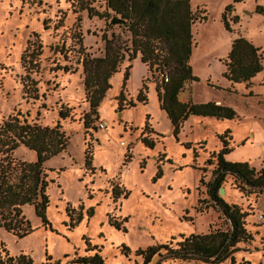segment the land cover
Segmentation results:
<instances>
[{
  "label": "rangeland",
  "instance_id": "obj_1",
  "mask_svg": "<svg viewBox=\"0 0 264 264\" xmlns=\"http://www.w3.org/2000/svg\"><path fill=\"white\" fill-rule=\"evenodd\" d=\"M230 2L189 0L191 10L205 20L191 25L189 65L196 80L186 81L177 96L192 103L217 101L235 115L232 119L188 115L174 137L138 55L129 62L124 54L108 79L96 117L90 116L89 127H83L88 105L81 59L102 56L101 34L129 46L128 31L124 24L111 23L114 15L105 9V0H0V122L13 115L40 126L58 122L67 138L66 148L42 164L47 223L42 224L32 205H22L21 215L32 230L18 238L0 227V242L8 255L22 253L32 264H74L76 258L97 252L103 264H142L137 249L173 244L179 235L228 228L206 192L214 159L211 165L205 161L220 149L218 137L226 130L231 137L224 160L245 161L264 172V69L248 86L231 84L221 75L222 60L237 36L264 55V16L254 11L256 5L264 6V0L233 4L229 17L238 21L229 20L228 31L220 15ZM143 82L145 103L127 106ZM120 91L123 101L118 106ZM60 107L70 108L63 119L57 115ZM98 122L105 123L104 128ZM143 136L152 142L150 147L140 142ZM12 157L30 163L36 159L23 145L12 151ZM236 184L226 175L218 196L248 213L244 221L251 239L237 243L233 260L220 264H264V190L245 196ZM109 223H119V229ZM146 264L214 263L155 254Z\"/></svg>",
  "mask_w": 264,
  "mask_h": 264
},
{
  "label": "trees",
  "instance_id": "obj_2",
  "mask_svg": "<svg viewBox=\"0 0 264 264\" xmlns=\"http://www.w3.org/2000/svg\"><path fill=\"white\" fill-rule=\"evenodd\" d=\"M244 0H231L223 8L220 21L225 30L229 31L228 21H238L236 16L229 17L232 6ZM105 9L113 13L112 18L122 20L129 33V46L119 42L114 36L101 34L103 43L102 56L84 57L81 59L82 88L88 110L82 116L83 127L88 128L90 116L96 117V108L104 92L109 88L108 79L115 73L126 54L130 62L138 55L139 61L147 67L149 78L153 82L158 108L163 111L172 126V135L176 137L181 122L188 116L213 117L215 119H232V109L215 102L192 103L190 100L181 102L178 93L184 83L196 80L191 74L189 65L193 39L191 25L202 22L205 16H199L192 11L189 0H105ZM255 13L264 16V6L256 5ZM111 18V19H112ZM264 55L259 47L237 36L231 43L228 52L222 60V77L231 84L242 82L246 86L250 80L264 69ZM129 64L124 68L122 80L125 81ZM67 69L64 68L63 71ZM145 85L141 88L135 100H128L126 105L134 107L145 103ZM117 105H122V91L117 96ZM68 107H60L57 115L60 119L68 116ZM219 140L221 147L217 153H212L205 164H213L212 179L207 183V195L226 222V230H214L203 234L179 235V240L173 244L148 246L135 250V255L142 258L146 264L157 254L165 258L181 261L197 260L220 264L226 258L233 260L231 254L237 250L236 244L251 239L245 229L247 212L238 205L227 203L218 196V188L224 177L230 175L236 181V189L242 195L260 194L264 190V172L255 170L245 161L228 162L223 156L230 151L231 139L229 131H224ZM140 142L150 147L152 142L140 137ZM32 150L36 159L34 162H24L12 157V151L18 146ZM67 138L60 130L58 122L53 126H40L28 122L25 118L8 116L0 122V227L21 238L31 232L29 222L21 215L20 207L24 204L33 206L35 215L46 224L45 210L48 205L44 193L45 175L42 174V164L66 148ZM88 149L84 154V163L90 165ZM121 193V192H120ZM123 196L125 193L123 191ZM262 215V214H261ZM120 223V222H119ZM119 223H109L119 229ZM73 224H71L72 227ZM163 249L164 253H160ZM127 251V248L124 247ZM48 259V258H47ZM74 264H103L97 252L78 257ZM0 264H32L29 256L19 253L8 255L0 242Z\"/></svg>",
  "mask_w": 264,
  "mask_h": 264
},
{
  "label": "water",
  "instance_id": "obj_3",
  "mask_svg": "<svg viewBox=\"0 0 264 264\" xmlns=\"http://www.w3.org/2000/svg\"><path fill=\"white\" fill-rule=\"evenodd\" d=\"M122 20L118 19V18H112L111 19V23H121ZM223 193V188L222 187H219L218 188V194H221Z\"/></svg>",
  "mask_w": 264,
  "mask_h": 264
},
{
  "label": "built area",
  "instance_id": "obj_4",
  "mask_svg": "<svg viewBox=\"0 0 264 264\" xmlns=\"http://www.w3.org/2000/svg\"><path fill=\"white\" fill-rule=\"evenodd\" d=\"M97 126H98L99 128H104L105 123L98 122V123H97ZM257 218H258L259 220H261V219L263 218V216L260 214V215H258Z\"/></svg>",
  "mask_w": 264,
  "mask_h": 264
},
{
  "label": "crops",
  "instance_id": "obj_5",
  "mask_svg": "<svg viewBox=\"0 0 264 264\" xmlns=\"http://www.w3.org/2000/svg\"><path fill=\"white\" fill-rule=\"evenodd\" d=\"M177 97H178V100L181 101V102H185L186 101L185 99L180 98L179 96H177ZM213 102H215V104H220V102H217V101H213Z\"/></svg>",
  "mask_w": 264,
  "mask_h": 264
}]
</instances>
